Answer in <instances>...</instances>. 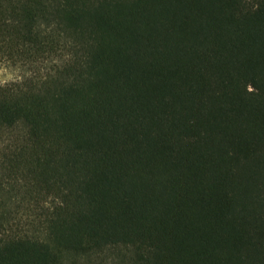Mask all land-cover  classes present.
I'll use <instances>...</instances> for the list:
<instances>
[{
	"label": "trees",
	"instance_id": "16d2710c",
	"mask_svg": "<svg viewBox=\"0 0 264 264\" xmlns=\"http://www.w3.org/2000/svg\"><path fill=\"white\" fill-rule=\"evenodd\" d=\"M0 264H264V0H0Z\"/></svg>",
	"mask_w": 264,
	"mask_h": 264
},
{
	"label": "rangeland",
	"instance_id": "374dc122",
	"mask_svg": "<svg viewBox=\"0 0 264 264\" xmlns=\"http://www.w3.org/2000/svg\"><path fill=\"white\" fill-rule=\"evenodd\" d=\"M20 74L17 68L8 67L0 64V83L11 81Z\"/></svg>",
	"mask_w": 264,
	"mask_h": 264
}]
</instances>
